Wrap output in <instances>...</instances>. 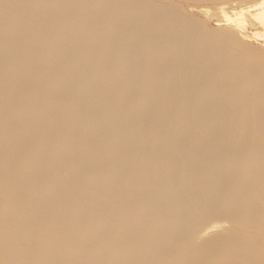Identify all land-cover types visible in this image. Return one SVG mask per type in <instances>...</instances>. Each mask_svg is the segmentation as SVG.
Masks as SVG:
<instances>
[{"label": "bare ground", "instance_id": "bare-ground-1", "mask_svg": "<svg viewBox=\"0 0 264 264\" xmlns=\"http://www.w3.org/2000/svg\"><path fill=\"white\" fill-rule=\"evenodd\" d=\"M180 1L0 0V264H264V52Z\"/></svg>", "mask_w": 264, "mask_h": 264}, {"label": "rangeland", "instance_id": "rangeland-1", "mask_svg": "<svg viewBox=\"0 0 264 264\" xmlns=\"http://www.w3.org/2000/svg\"><path fill=\"white\" fill-rule=\"evenodd\" d=\"M157 1L165 3L171 0H165V1L157 0ZM203 1L202 2L200 1V3L193 2V1L192 3L191 1H184V2L180 1L178 3L181 6L183 5L182 8L184 7L183 8L184 12L185 13L188 12V14L193 19H195V21H197L198 24H201V26H205L207 29H212V30L219 29V28L220 29L222 28L225 30L229 28V30L235 32L236 37L238 39L244 40L245 42L247 41L246 44L249 43L248 46L246 45L248 48L251 47L250 49L254 50L255 52H262V50L264 52V49H263L264 48V38L255 37V35L254 36L252 35L258 31H262L258 26L254 25V23L251 22L250 20L246 21L247 24H245L246 26L244 25V30H241L239 27L237 28L236 26L226 25L224 18H223V14L220 11L221 7H226V11L229 14H232L236 11H240V9L245 6L251 5L250 0H244V1H241V0H228V1L227 0L226 1L225 0L223 1L222 0H210V1L208 0V1H205L203 0ZM204 10L207 11L208 13H206ZM239 32L242 33L243 35L239 34ZM246 37H248V39H246Z\"/></svg>", "mask_w": 264, "mask_h": 264}]
</instances>
